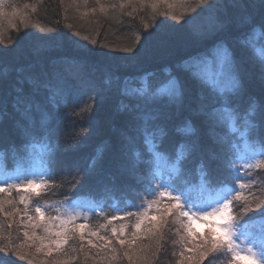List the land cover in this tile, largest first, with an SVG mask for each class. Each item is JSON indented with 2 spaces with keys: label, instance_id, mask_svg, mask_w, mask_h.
Wrapping results in <instances>:
<instances>
[{
  "label": "snow or ice",
  "instance_id": "obj_1",
  "mask_svg": "<svg viewBox=\"0 0 264 264\" xmlns=\"http://www.w3.org/2000/svg\"><path fill=\"white\" fill-rule=\"evenodd\" d=\"M184 2L195 15L185 19L181 26L200 45L198 54L184 61L187 71L171 75L165 68L170 78L159 79L148 88L131 86L133 81L156 75L134 70L150 57L154 48L168 46L169 36L159 31L160 25H155L147 35H137L135 45L119 49L130 55L115 58L123 61V65L108 70L106 82L93 98L97 105L111 99L118 101L122 132L113 148L115 174L105 171L104 157L99 153L83 169L62 155L77 150L87 140L85 137L74 144L65 141L63 110L78 103L79 89L85 83L95 91L94 82L85 81L79 73L67 76L49 72L43 66L39 70L28 66L16 74L0 77V145L7 143L22 161L28 158L30 145L40 143L48 150L43 171L22 168L15 175H8L6 171L0 180V216L8 221L6 228L0 222V252L5 255L14 252L20 259L31 256L33 260L36 257L31 249L45 257L54 252L67 256L64 246L78 238L83 250L87 235L90 247L107 249L110 261L117 258V250L109 247L112 239L99 236L102 244L92 241L91 237H97L98 231L87 222H77L81 211L71 201L63 211L61 205H56L55 215L49 211L50 205L39 202L44 190L54 186L48 180L54 181L58 175H72L75 170L74 188L82 179L94 180L105 187L109 184L121 188L139 186L145 197H152L147 211L131 212L125 208L123 216L115 215L107 221L111 224L114 220L136 217L130 238H122L127 227L124 224L119 230L111 229L115 243L121 246L129 264H140L147 259V246L139 245L138 240L156 238L159 244L169 216L178 225L177 235L184 250L190 251L189 246L198 250L196 264H202L209 257L215 259L218 253L230 257L228 264H237L239 260L264 264V198L250 191L258 185L256 179H249L250 170H264V48L257 49L251 40L253 34H264V0ZM100 11L107 10L102 7ZM2 34L0 29V37ZM53 40L57 47L84 48L59 34ZM10 55L0 51V65L7 64L5 58ZM63 62L81 64L83 61L64 58ZM246 64L259 82L256 93L249 91L245 84ZM121 67L132 71L121 73ZM95 131L96 127L90 124L88 135ZM238 138L251 150L238 154L233 147ZM194 173L199 177L198 197L193 195L189 181ZM117 178L122 182L120 185L116 184ZM259 179L264 181V176ZM34 188L40 190L27 191ZM13 190L18 194L23 190L18 201L9 198ZM244 190H249L247 195ZM260 190L264 192V188ZM214 191L216 199L205 197V193ZM162 203L166 205L163 209ZM17 204L24 205L23 210ZM153 205L157 215L151 214ZM84 211L83 219L87 221ZM114 211L119 213L121 209L115 207ZM206 217L221 221L214 226L220 229L219 236L211 231L199 238L195 236L192 222H202ZM244 217L247 219L242 223ZM157 218L161 221L159 225L151 222ZM14 224L22 229L23 241L19 245H14L10 232L8 242L4 243V233ZM180 255L183 257L184 251ZM0 264L8 262L0 257ZM48 264H69V261L53 258Z\"/></svg>",
  "mask_w": 264,
  "mask_h": 264
},
{
  "label": "trees",
  "instance_id": "obj_2",
  "mask_svg": "<svg viewBox=\"0 0 264 264\" xmlns=\"http://www.w3.org/2000/svg\"><path fill=\"white\" fill-rule=\"evenodd\" d=\"M121 4L125 5L124 8L120 7ZM102 7L107 11L98 12ZM0 11L3 12V16L0 17V29L3 33L0 37V51L11 53L5 58L8 63L0 65V77L9 73L16 74L28 66H33L36 70L43 66L49 72L54 71L67 76L79 73L85 81L94 82L95 91L88 83H85L79 89L78 103L63 110L65 141L74 144L75 141L87 137L86 142L77 150L62 153L66 160L77 162L80 169L88 167L91 159L99 153L104 157L105 171L113 174L116 172L113 148L122 132V118L117 112L118 101L111 99L97 105L93 98L100 90V86L106 82L108 70H114L118 65H123V61L115 58L130 55L119 49L135 45L136 36L147 35L153 31L155 25H160L159 31L169 36L166 48H154L150 57L134 70H146L156 74L146 80L133 81L131 85L148 88L150 84L159 79L170 78L169 73L164 71L165 68L170 70L171 75L185 73L187 69L184 67V61L197 55L200 48V45L190 37L188 31L181 26L185 19L195 15L190 5H186L184 0H99V3L97 0H87L86 3L85 0H0ZM13 13L16 15L14 16ZM173 16L179 19H174ZM58 34L71 38L84 48L57 47L53 38L58 37ZM93 40L96 41L95 44L92 43ZM251 40L257 49L264 48V34H253ZM64 58L69 60L75 58L83 62L81 64L64 63ZM128 71L132 70L120 68L121 73ZM244 75L249 91L258 92L259 82L250 74L247 64L244 66ZM90 124L96 127V131L91 136L88 135ZM36 146L40 147L41 156L47 166V148L40 143H35L29 146V151ZM242 146L250 149L249 145L239 138L238 142L233 144L237 152ZM18 160H20L19 157L7 143L0 145L1 172H14V164ZM250 171L252 176L249 179H256L258 185L250 191L264 198V192L260 190L264 188V181L259 179L264 176V170L252 169ZM74 175L75 170L72 175H58L54 181L48 180V183L54 186L44 190L39 202L51 206L80 201L83 205L80 211L85 215L84 210H86L89 219L77 222H87L93 230L98 231L97 237H91L96 244L103 243L98 239L99 236L112 239L109 247L117 250V258L110 261L106 256L107 249L100 250L90 247L87 243L89 237L85 235L83 250L80 248L78 238L69 241L64 246L67 256L57 255L54 252L51 256L45 257L43 253L37 254L35 249H31L30 252L36 257L33 260L31 256L20 259L14 252L8 255L0 252V257L5 262L8 264H41L43 261L44 264H48L53 258H58L68 259L69 264H129L128 259L123 255V249L115 243L111 229L119 230L124 224L127 227L125 237L122 238H130L136 217L114 220L111 224L107 221L115 215L123 216L125 208L131 212L147 211L148 201L152 197H145L139 186L125 185L121 188L112 187L109 184L105 187L98 185L94 180L82 179L81 183L74 188L73 185L76 183L73 179ZM189 181L193 186V195L198 197L199 177L194 173L189 177ZM245 182L248 180L246 179ZM121 183V180L117 178L116 184ZM248 191L244 190V194L247 195ZM20 194H23V191ZM20 194L13 190L9 198L18 201ZM165 206L164 203L160 204L161 209ZM17 207L23 210L24 205L17 204ZM115 207H119L121 211L119 213L114 211ZM101 209H103L102 212ZM8 210L11 209L8 208ZM151 214L157 215L155 205L151 209ZM248 215L253 216L255 213H248ZM246 219L247 217H244L241 222L243 223ZM0 222L4 223L5 228L7 227L8 221L4 217L0 216ZM151 222L158 225L161 223L159 218ZM148 223L149 221L146 220L145 225ZM100 225H105V227L101 228ZM177 227L173 218L169 216L168 222L163 227V238L159 244L156 238L142 237L138 240L139 245L147 246L145 249L147 259L141 261L140 264H179L180 261H183V264H196L198 250L191 246H189L190 251L184 250L183 245L179 243ZM9 232L14 245H19L23 241L22 229L18 224H14L11 230L4 233V243L8 242ZM204 235L196 234L195 236L199 238ZM73 248L76 251H72ZM182 251H184L183 257L180 255ZM228 259L230 258H226L225 254L218 253L215 259L209 257L202 264H209L210 260L212 264H228Z\"/></svg>",
  "mask_w": 264,
  "mask_h": 264
},
{
  "label": "rangeland",
  "instance_id": "obj_3",
  "mask_svg": "<svg viewBox=\"0 0 264 264\" xmlns=\"http://www.w3.org/2000/svg\"><path fill=\"white\" fill-rule=\"evenodd\" d=\"M114 1H118V0H114ZM98 12H101L100 10ZM38 149V148H36ZM251 149L246 148V146H242L241 149L237 152L238 154H245L248 151H250ZM22 168H27L30 171L33 172H40L43 171L46 168V164L44 162V158H42L41 153L36 152L34 149L29 151V156L28 158H26L25 160H18L17 162H15L14 164V172L11 173H7L8 175H15L17 172H19ZM5 172H1L0 174H2ZM4 174L3 176H0V180L4 179ZM40 189L38 188H34V189H29L27 190L28 192H35V191H39ZM23 191V190H22ZM205 197L209 200H214L217 198V194L216 192H214L213 194H206ZM82 203L80 201H76L73 203V206L80 211L81 208H83V205H81ZM57 205H61V211L64 210V208L67 207L68 204H57ZM55 206L56 205H51V207L49 208V211L55 215ZM83 213L81 212V216L77 221H81L84 220L83 219ZM221 223V221L216 218V217H206L202 222L201 221H193L192 222V228H193V232L194 234H198V235H204V233L211 231L213 232L214 235L219 236L220 235V229L217 227H214L215 225H219ZM259 226L257 225V228ZM255 230V229H254ZM125 257V256H124ZM230 258V257H229ZM237 264H250L249 261L247 260H239L237 261Z\"/></svg>",
  "mask_w": 264,
  "mask_h": 264
}]
</instances>
